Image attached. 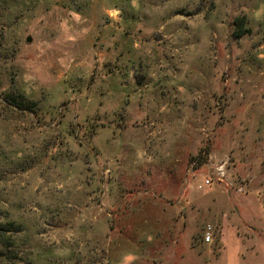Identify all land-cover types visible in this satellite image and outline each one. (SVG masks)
<instances>
[{"label":"rangeland","instance_id":"1","mask_svg":"<svg viewBox=\"0 0 264 264\" xmlns=\"http://www.w3.org/2000/svg\"><path fill=\"white\" fill-rule=\"evenodd\" d=\"M1 226L0 264H264V0H0Z\"/></svg>","mask_w":264,"mask_h":264},{"label":"built area","instance_id":"2","mask_svg":"<svg viewBox=\"0 0 264 264\" xmlns=\"http://www.w3.org/2000/svg\"><path fill=\"white\" fill-rule=\"evenodd\" d=\"M205 183H206V184H208V183H209V181H208V180H206V181H205ZM206 241H210L209 233H207V234H206Z\"/></svg>","mask_w":264,"mask_h":264},{"label":"trees","instance_id":"3","mask_svg":"<svg viewBox=\"0 0 264 264\" xmlns=\"http://www.w3.org/2000/svg\"><path fill=\"white\" fill-rule=\"evenodd\" d=\"M5 230L4 227H0V231ZM2 238V234H0V239Z\"/></svg>","mask_w":264,"mask_h":264},{"label":"water","instance_id":"4","mask_svg":"<svg viewBox=\"0 0 264 264\" xmlns=\"http://www.w3.org/2000/svg\"><path fill=\"white\" fill-rule=\"evenodd\" d=\"M30 40H31L30 38H27V41H28V42H30Z\"/></svg>","mask_w":264,"mask_h":264}]
</instances>
